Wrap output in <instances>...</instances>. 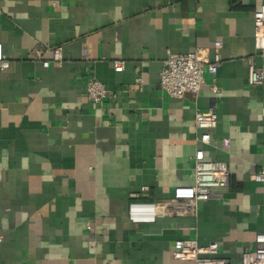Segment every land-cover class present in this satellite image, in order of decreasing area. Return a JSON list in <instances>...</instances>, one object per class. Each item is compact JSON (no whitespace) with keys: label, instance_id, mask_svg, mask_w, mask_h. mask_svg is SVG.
Returning <instances> with one entry per match:
<instances>
[{"label":"crops","instance_id":"0c3cea01","mask_svg":"<svg viewBox=\"0 0 264 264\" xmlns=\"http://www.w3.org/2000/svg\"><path fill=\"white\" fill-rule=\"evenodd\" d=\"M262 5L0 0V57L10 62L0 65V264H194L173 257L186 239L217 242L241 264L264 233V184L252 180L264 168V83H249L250 59L264 72L253 36ZM53 49L63 62L45 68ZM198 50L220 55L217 74L197 96L170 97L160 87L167 53ZM90 78L112 99L90 102ZM209 109L218 125L204 151L228 165L226 186L195 211L132 223L131 202H169L194 184L195 117Z\"/></svg>","mask_w":264,"mask_h":264},{"label":"built area","instance_id":"2783aa9c","mask_svg":"<svg viewBox=\"0 0 264 264\" xmlns=\"http://www.w3.org/2000/svg\"><path fill=\"white\" fill-rule=\"evenodd\" d=\"M1 16V12H0ZM254 48L258 55L264 57V5L254 11ZM215 47L221 49L222 42H216ZM41 55L40 52H36ZM50 61H43V66L49 68L51 64L59 65L63 62L61 49L51 51ZM221 64L219 54L211 56L206 50H198L188 54L167 53L163 62L160 77V87L170 97L182 99L187 94L198 95L205 83V74L215 76ZM0 65L3 71L10 67V62L5 56L0 57ZM115 70L123 71L121 63H115ZM141 83V80H138ZM249 83L261 85L264 83V72L254 61H249ZM213 92L218 89L212 87ZM113 94L97 79L90 78L86 83V97L94 105H103L106 100L112 99ZM218 115L214 109L198 112L195 117V127L201 131L198 139L203 146L199 148L194 157L193 173L195 182L192 186L177 187L174 196L169 202L150 203L134 201L129 205V219L134 224H151L157 219L166 217L175 206L186 210L195 211L200 203L211 198L212 191L220 189L229 181L230 171L223 161L210 160L204 151V146L210 145L212 131L217 128ZM252 180L264 184V168L254 174ZM2 237L0 236V244ZM173 257L177 261L192 262L194 264H229L228 259L220 256V245L217 242L208 245H200L192 239L177 240L173 247ZM241 264H264V233L255 238V246L242 254Z\"/></svg>","mask_w":264,"mask_h":264}]
</instances>
